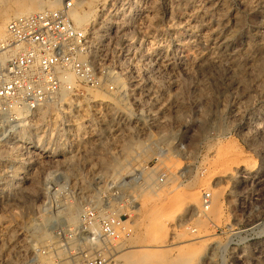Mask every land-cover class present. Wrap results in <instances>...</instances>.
I'll list each match as a JSON object with an SVG mask.
<instances>
[{"label": "rangeland", "instance_id": "1", "mask_svg": "<svg viewBox=\"0 0 264 264\" xmlns=\"http://www.w3.org/2000/svg\"><path fill=\"white\" fill-rule=\"evenodd\" d=\"M108 1L74 0L87 19L70 17L77 27L132 30L95 42V79L73 80L80 106L59 102L36 121L33 154L0 139V264H56L64 206L73 226L88 207L128 220L105 264H264V0H131L117 15ZM61 3L0 0V35L16 13Z\"/></svg>", "mask_w": 264, "mask_h": 264}, {"label": "built area", "instance_id": "2", "mask_svg": "<svg viewBox=\"0 0 264 264\" xmlns=\"http://www.w3.org/2000/svg\"><path fill=\"white\" fill-rule=\"evenodd\" d=\"M130 1L109 0L106 7L117 15ZM74 6V0H62L55 9L15 16L7 22L6 36L0 40V139L14 140L20 155L33 154L43 145L42 125H36L35 119L30 121V115L54 100L61 89L74 90L67 75L94 80L79 56L97 51L96 41L116 40L132 32L129 26L120 28L119 19L81 29L69 17ZM113 50L118 57L123 56L120 49ZM202 206L209 209V193H204ZM128 232V220L121 215L115 217L88 207L82 210L77 225L61 222L53 226L54 242L48 249L54 253L56 264H105L120 252L122 237Z\"/></svg>", "mask_w": 264, "mask_h": 264}, {"label": "bare ground", "instance_id": "3", "mask_svg": "<svg viewBox=\"0 0 264 264\" xmlns=\"http://www.w3.org/2000/svg\"><path fill=\"white\" fill-rule=\"evenodd\" d=\"M81 6V5H80ZM31 8V7H30ZM43 8H44V6H42V5H40V6H38V8L36 9V11H42L43 10ZM74 9H75V7H74ZM35 10H24V11H21V12H19V13H16L17 15H15V16H18V15H23V14H30V13H33V12H36ZM14 16V17H15ZM69 17H71L72 18V20L75 22V24H77V25H81V24H84V22L87 20L86 19V16L84 15V14H81V13H78L77 11H74L73 9H71L70 11H69ZM70 18V19H71ZM86 19V20H85ZM224 20V19H223ZM72 21V22H73ZM5 24H6V21H5ZM3 26H5V25H3ZM216 26V25H215ZM4 28V27H3ZM207 28V27H206ZM213 28V27H212ZM216 28V27H215ZM215 28H214V30H215ZM82 29H84V28H82ZM202 29H203V27H202ZM208 29H210V28H208ZM5 30V29H4ZM192 31V30H191ZM213 31V30H212ZM214 32V31H213ZM212 32V33H213ZM94 33L95 32H93L92 31V35H94ZM224 33V32H223ZM201 34V33H200ZM221 34V33H220ZM6 36V31H5V33H1V35H0V40L1 39H3L4 37ZM95 37V39H96V36L97 35H94ZM93 37V36H92ZM91 37V38H92ZM190 37V36H189ZM200 38V37H199ZM92 40V39H91ZM229 40V39H228ZM192 45V44H191ZM194 45V44H193ZM216 46V45H215ZM95 53V50H91L90 51V55H91V58H90V60L89 61H83V59L81 58V55L79 56V59L82 61V62H85V63H87V65L88 66H90V65H92L94 62H93V57H94V54ZM199 54V53H198ZM162 55V54H161ZM152 56V55H151ZM155 56H156V54H155ZM206 56V55H205ZM164 57V56H163ZM221 57V56H220ZM155 58V57H154ZM162 58V57H161ZM152 59V58H151ZM200 59V58H199ZM150 61V60H149ZM168 61V60H167ZM155 65H157L159 68H163L164 70H167L168 71V69H169V64L167 63V62H165V61H163V60H161V59H155ZM215 59H211L210 60V64H212V65H214L215 64ZM197 64V63H196ZM91 67V66H90ZM180 67V66H179ZM154 68V67H153ZM173 68V67H172ZM189 68V67H188ZM166 71V72H167ZM170 71V70H169ZM233 71V70H232ZM175 72V71H174ZM204 74V73H203ZM74 75L73 74H69V75H67V78H68V81L71 83V84H73V80H74ZM90 77H92L93 79H95V77H94V72L92 71V68H91V74H90ZM139 79V78H138ZM138 79H136V80H138ZM131 83V82H130ZM118 84V89H121L124 85V83L122 84V83H117ZM100 85V84H99ZM133 87H135V85L137 86L138 85V81H134V83H133ZM131 86V85H130ZM138 87H140V85L138 86ZM175 88V87H174ZM138 89V88H137ZM122 90V89H121ZM136 91V90H135ZM108 94V93H107ZM72 95H74V94H71L69 91H67V90H65V89H61L60 90V92L58 93V95L54 98V100H52V101H49V102H46L44 105H42V106H40L36 111H35V113H34V115H30V121L32 120V119H35L36 121H38V120H42V118L49 112V111H51V109L57 104V103H59V102H64V103H70V102H72V101H74V102H72V103H74L77 107H79L80 106V103H79V99L78 98H76V97H73ZM71 96L73 97V98H71ZM75 96V95H74ZM125 96V95H124ZM138 96V95H137ZM135 97V96H134ZM102 98V97H101ZM90 99V98H89ZM113 99V97H111V99L110 100H107L105 103H103L102 104V109H98V107H97V109H94L93 111L95 112V117H96V115L98 116V117H100L101 118V116L104 114L103 112H107V110H108V104L110 103V102H112V101H114V100H112ZM81 100V99H80ZM101 100V99H100ZM112 100V101H111ZM102 101H104V100H102ZM81 102V101H80ZM99 102V101H98ZM114 103V102H113ZM98 104V106L99 105H101V103L99 102V103H97ZM92 105V104H91ZM118 105V104H117ZM95 107V108H96ZM81 108V107H80ZM93 108V107H92ZM101 108V107H100ZM85 109V108H84ZM85 111V110H84ZM86 112V111H85ZM114 112V111H113ZM19 113H22V112H19ZM113 114V113H112ZM127 114V113H126ZM117 115V114H116ZM120 115V114H119ZM113 116V115H112ZM99 119V118H98ZM101 119H103V118H101ZM114 126V125H113ZM110 133V132H109ZM125 149H127V148H125ZM229 164V163H228ZM244 170V169H243ZM228 171V170H227ZM235 172H239L238 171V169H236V171ZM240 173H242L243 175H246L247 173H246V171H240ZM232 173H229V174H227L225 177L228 179V178H231L232 177ZM220 176V175H219ZM245 178V177H244ZM229 180V179H228ZM195 187V186H194ZM200 189V188H199ZM242 190V189H241ZM193 195V194H192ZM189 197V196H188ZM191 198H192V196H191ZM191 204V203H190ZM76 205V204H75ZM100 208V207H99ZM132 208H134V209H136V205H134V206H132ZM69 210V208L67 207V206H64L62 209H61V211H59V213H61L62 214V219L67 223H69L70 224V226H73V224L72 223H70L71 221H72V219H76L77 218V216H71L70 215V212L68 211ZM170 219V215L169 214H167V215H165L164 217H163V222L165 221H168ZM246 221V220H245ZM162 226H164V224L162 225ZM162 226H160V228H162ZM195 238V237H194ZM201 238V237H200ZM125 245V244H124ZM121 248V247H120ZM122 249V248H121ZM160 250V249H159ZM123 250H120V252L119 253H117L116 254V257L115 258H113V260L115 259V260H117V257H119V254L122 252ZM177 261V260H176ZM22 263V262H21ZM118 263V262H117ZM126 264H127V262H126ZM159 264H169V262L167 261V260H164V261H162V262H160Z\"/></svg>", "mask_w": 264, "mask_h": 264}]
</instances>
